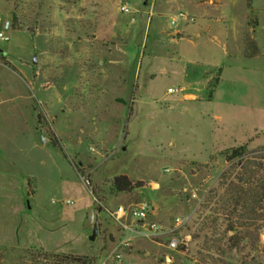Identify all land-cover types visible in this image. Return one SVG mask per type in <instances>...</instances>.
<instances>
[{
  "label": "rangeland",
  "instance_id": "rangeland-1",
  "mask_svg": "<svg viewBox=\"0 0 264 264\" xmlns=\"http://www.w3.org/2000/svg\"><path fill=\"white\" fill-rule=\"evenodd\" d=\"M155 1L0 0V264H102L122 237L111 213L143 202L165 227L192 215L189 242L136 239L126 264H200L199 216L220 236L241 218L225 257L264 264V206L233 216L222 187L264 167V0ZM179 12L195 23L173 26ZM122 176L134 188L117 193Z\"/></svg>",
  "mask_w": 264,
  "mask_h": 264
},
{
  "label": "trees",
  "instance_id": "trees-1",
  "mask_svg": "<svg viewBox=\"0 0 264 264\" xmlns=\"http://www.w3.org/2000/svg\"><path fill=\"white\" fill-rule=\"evenodd\" d=\"M244 148H240L233 153V159L241 156ZM263 160V159H262ZM250 164V165H249ZM242 168L249 169L254 166V171L246 172L242 177L237 178V181H230L229 173L231 169L227 171L222 177V187L226 188V195L230 196L231 207L234 213L238 211L240 205L242 204L243 198L250 196L252 198V203L256 206H264V178L255 181L256 174L264 170V167L255 165L251 161L247 160L245 164H239ZM251 169V168H250ZM132 182L126 177H118L114 180V190L117 193H124L132 190L134 187ZM233 198V199H232ZM241 218L237 221H226L228 222V229L226 232L220 236L218 230L219 218H213L210 216H199L193 222V235L192 242H196L194 248V257L200 264H234L233 259L229 263L228 258H226L225 246L229 250H233L243 241L241 229L246 227L245 223H241ZM246 221V220H245ZM190 225V224H189ZM188 225V226H189ZM230 232L233 233L232 236L228 237L226 245L224 244V236L228 235ZM185 247L181 250L184 251ZM180 250V251H181ZM257 250V248H255Z\"/></svg>",
  "mask_w": 264,
  "mask_h": 264
},
{
  "label": "built area",
  "instance_id": "built-area-1",
  "mask_svg": "<svg viewBox=\"0 0 264 264\" xmlns=\"http://www.w3.org/2000/svg\"><path fill=\"white\" fill-rule=\"evenodd\" d=\"M122 11L126 14L130 13L127 7H123ZM180 21L192 24L195 23V18L179 12L171 19V24L176 26ZM0 40L9 42V37L0 32ZM168 93H174V90L169 89ZM152 210L150 204L143 202L136 206H119L111 213L121 228L122 237L108 252L102 264H126L124 255L132 254V242L136 239H144L153 243L162 240L165 242L162 246L173 252L178 251L182 246H187L188 237L181 238L180 234L191 223L192 215L178 217L170 227H165L150 220Z\"/></svg>",
  "mask_w": 264,
  "mask_h": 264
},
{
  "label": "water",
  "instance_id": "water-1",
  "mask_svg": "<svg viewBox=\"0 0 264 264\" xmlns=\"http://www.w3.org/2000/svg\"><path fill=\"white\" fill-rule=\"evenodd\" d=\"M5 31H8V24L6 26ZM34 64L37 63L36 59L33 61ZM101 211V210H100ZM92 230V236L90 237V240H93L95 236L98 233V227H97V222H96V214H95V209L91 208L88 212L87 220L84 226V231H90Z\"/></svg>",
  "mask_w": 264,
  "mask_h": 264
},
{
  "label": "crops",
  "instance_id": "crops-1",
  "mask_svg": "<svg viewBox=\"0 0 264 264\" xmlns=\"http://www.w3.org/2000/svg\"><path fill=\"white\" fill-rule=\"evenodd\" d=\"M165 1H166V3H168L169 0L168 1L167 0L155 1L154 2V6H156V8H158L160 10H163V6H164ZM195 1L199 2L200 0H195ZM210 2H212V0H209V3ZM206 17H208V14H206ZM232 23L236 25L237 21L236 20H232ZM197 37H201V34L200 33H197ZM194 64L195 63H189V65H194ZM187 72H188V67H187V69L184 72L183 85H186V84H191V85L192 84H195L196 82H193V80L187 81ZM169 89H172V88H169ZM168 94H170V93H168ZM187 97H194V96L193 95H189V96L182 95L181 100H185Z\"/></svg>",
  "mask_w": 264,
  "mask_h": 264
}]
</instances>
